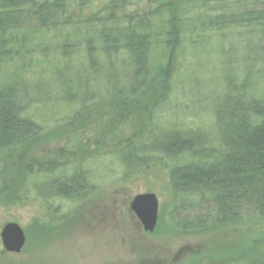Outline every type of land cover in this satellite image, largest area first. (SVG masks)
Here are the masks:
<instances>
[{
    "label": "rangeland",
    "instance_id": "1",
    "mask_svg": "<svg viewBox=\"0 0 264 264\" xmlns=\"http://www.w3.org/2000/svg\"><path fill=\"white\" fill-rule=\"evenodd\" d=\"M201 1L206 0H123L97 18L91 3L83 6L78 0L72 9L76 17L69 24L63 25L56 15L42 26L35 18L23 20L25 28L37 25L33 38L44 29H57L44 32L60 39L63 27L77 38L62 42L63 51L61 45L47 43L44 51L26 52V57L39 63L19 72L20 77L13 74L15 68L0 70V84L10 76L21 82L25 96L21 115L33 121L36 130L25 143L0 150V231L11 222L25 236L19 252L6 251L0 238V264H230L251 251L254 243L264 244V221L182 234L168 222L169 211L175 208L167 159L144 169L126 163L123 156L131 146L141 143L146 148L160 131L173 127L215 141L216 111L225 105L226 97L228 104L240 94L264 96V65L246 66L249 63L243 61L254 53L245 48L249 44H261L264 54V40L244 38L240 43L233 30H208V17L214 21L213 15L218 14L208 11L197 30L183 32L163 98L147 93L125 105L121 100L128 96L123 90L135 69L132 62L123 51L107 58L98 36L91 39L105 24L97 20L111 21L119 28L125 13L146 10L149 5L197 6ZM161 48L156 45L149 51L150 70L160 61ZM55 58L60 62L50 68ZM67 65L70 71L65 72ZM244 72L253 76L248 89L242 83ZM57 73L78 75L82 85L58 92ZM252 85L258 91H251ZM141 150L139 156L145 155V149ZM71 177L83 182L79 192L70 190ZM55 179H68L71 185L65 182V192L48 189ZM145 192L158 199L152 231L137 223L129 207L135 195ZM263 247L254 252L261 259L258 264H264Z\"/></svg>",
    "mask_w": 264,
    "mask_h": 264
},
{
    "label": "trees",
    "instance_id": "2",
    "mask_svg": "<svg viewBox=\"0 0 264 264\" xmlns=\"http://www.w3.org/2000/svg\"><path fill=\"white\" fill-rule=\"evenodd\" d=\"M81 1L80 5L83 6L91 3L94 16L99 18L101 12H109L123 0ZM77 2L78 0H0V70L15 68L16 72L13 74L20 77L19 72L32 67L35 62L39 63V60L32 59L31 56L26 57V52L33 50L36 53L39 49L44 51L42 48L47 43L55 47L61 45L63 51L62 42L77 36L71 35L63 27L60 28V39L55 35L49 37L44 32L57 29H44L40 31L43 34L39 35V32L33 38L38 32L33 27L37 25L25 28L23 20L35 18L42 26L48 25L53 19L51 16L56 15L66 25L76 17L72 9ZM208 11L210 15L214 11L218 12L213 15L214 21L208 17L209 22L205 25L208 30L216 33L233 30L239 42L244 41V38L258 39V42L264 40V0H206L199 2L197 6L177 2L149 5L146 10L125 13L119 28L113 27L111 21L97 20L105 24L98 35L91 34V39L98 36L99 47L107 58L119 51L125 52L135 68L130 74V83L124 86L123 91L128 96L121 100L123 104H132L147 93L163 98L168 88L167 83L172 80V67L183 32L191 34L197 30L199 20L206 17ZM223 35L226 36L225 33ZM257 44L245 47L254 52L244 57L243 61L249 63L245 62L246 66L264 65L263 47ZM153 45L162 47L164 53L156 67L150 70L147 60ZM56 61L60 62L55 58V61L50 62V68ZM67 67L69 66L65 69L69 70L65 72L70 71V67ZM112 68L115 69V66ZM244 73L242 83L248 89L253 76ZM71 75L56 74L61 87V90L57 89L58 92L68 88L67 93L75 85H82L78 75ZM11 78L12 76L0 84V150L25 143L36 131L33 121L25 120L21 115L20 103L25 100L24 92L20 90L21 82ZM258 82L261 83V80ZM253 86L250 87L251 91H258ZM238 96L228 104L226 97L225 105L216 111L218 138L215 141H204L196 132L173 127L160 131L155 140L150 139L146 148L137 143L123 155L126 163L131 161L144 169L158 166L165 158L170 163L167 177L172 194V208L175 209L169 211L168 222L182 234H200L231 224L264 221V96ZM141 149H145L146 153L139 156L144 151ZM149 154H154L155 157L151 159ZM27 166L30 164H26ZM27 170L30 172V167ZM68 179H55L47 188L65 192L71 185ZM72 180L70 190L73 193L79 192L83 182L78 178ZM254 244L251 251L230 264H258L261 259L255 257L254 252L264 244ZM261 252H264V247Z\"/></svg>",
    "mask_w": 264,
    "mask_h": 264
},
{
    "label": "water",
    "instance_id": "3",
    "mask_svg": "<svg viewBox=\"0 0 264 264\" xmlns=\"http://www.w3.org/2000/svg\"><path fill=\"white\" fill-rule=\"evenodd\" d=\"M130 208L140 220L146 231H152L158 216V199L154 193L145 192L135 195ZM4 249L8 252H19L25 242L22 229L16 223H6L0 231Z\"/></svg>",
    "mask_w": 264,
    "mask_h": 264
},
{
    "label": "flooded vegetation",
    "instance_id": "4",
    "mask_svg": "<svg viewBox=\"0 0 264 264\" xmlns=\"http://www.w3.org/2000/svg\"><path fill=\"white\" fill-rule=\"evenodd\" d=\"M78 176L80 177V175H78ZM129 205H130V204H129ZM129 207H130V206H129ZM130 209H131V208H130ZM132 213L135 215V213H134V212H132ZM135 216H136V215H135ZM136 218H137V219H136L137 223H138V224L140 223V225H142V224H141V222H140V220L138 219V217H137V216H136Z\"/></svg>",
    "mask_w": 264,
    "mask_h": 264
}]
</instances>
